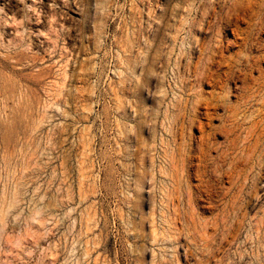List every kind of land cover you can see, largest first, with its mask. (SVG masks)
Instances as JSON below:
<instances>
[{
	"label": "rangeland",
	"instance_id": "374dc122",
	"mask_svg": "<svg viewBox=\"0 0 264 264\" xmlns=\"http://www.w3.org/2000/svg\"><path fill=\"white\" fill-rule=\"evenodd\" d=\"M0 51V264H264V0H0Z\"/></svg>",
	"mask_w": 264,
	"mask_h": 264
},
{
	"label": "bare ground",
	"instance_id": "6f19581e",
	"mask_svg": "<svg viewBox=\"0 0 264 264\" xmlns=\"http://www.w3.org/2000/svg\"><path fill=\"white\" fill-rule=\"evenodd\" d=\"M35 14V13H34ZM39 15V14H38ZM25 18H27V17H25ZM17 21V20H16ZM45 21V20H44ZM22 22H23V20H22ZM39 22V21H38ZM41 22V21H40ZM52 22V21H51ZM36 23V22H35ZM54 23V22H53ZM37 24V23H36ZM14 26H15V24H14ZM26 26V25H25ZM60 26V25H59ZM22 27V26H21ZM50 27V26H49ZM52 29H53V27H52ZM51 29V30H52ZM53 31V30H52ZM51 31V32H52ZM57 31V30H56ZM33 32V31H32ZM50 32V33H51ZM22 33H23V31H22ZM16 34V33H15ZM54 34V33H53ZM58 34V33H57ZM10 35H11V33H10ZM19 35V34H18ZM18 35H16V36H18ZM23 35V34H22ZM31 34H29L28 36H30ZM25 36V35H24ZM31 37V36H30ZM21 38H23V36L21 37ZM20 38V39H21ZM50 38V37H49ZM48 38V39H49ZM34 39V38H33ZM37 39V38H36ZM24 40V39H23ZM30 40V39H29ZM51 39H49V41H50ZM53 40V39H52ZM57 41H58V39H57ZM11 42V41H10ZM47 42H48V40H47ZM52 42V41H51ZM54 42H56L55 40H54ZM41 43V42H40ZM24 45V44H23ZM28 45V44H27ZM55 45H57V44H55ZM18 47H19V45H18ZM51 47V46H50ZM54 47V46H53ZM14 48H15V46H14ZM17 48V47H16ZM15 48V49H16ZM6 49H7V47H6ZM9 49V48H8ZM9 51V50H8ZM1 52V51H0ZM12 52V51H11ZM10 52V53H11ZM3 53V52H2ZM14 53V52H13ZM4 54H5V52H4ZM50 57V56H49ZM1 58V57H0ZM53 58V57H52ZM2 59V58H1ZM11 60V59H10ZM57 60V59H56ZM32 62V61H31ZM30 62V63H31ZM2 63V62H1ZM32 65V64H31ZM5 67L3 66V69H4ZM23 68V67H22ZM25 68V67H24ZM23 68V69H24ZM197 68V67H196ZM2 69V70H3ZM39 70V69H38ZM194 70V69H193ZM194 72H195V70H194ZM17 76V75H16ZM23 77V76H22ZM28 80V79H27ZM1 82V81H0ZM23 82V81H22ZM2 85V84H1ZM24 86V85H23ZM22 86V87H23ZM21 87V86H20ZM19 87V88H20ZM4 88V87H3ZM25 89H26V87H25ZM24 89V90H25ZM2 91V90H1ZM5 91V90H4ZM1 93V92H0ZM250 96V95H249ZM263 98H264V96H263ZM246 98H244V100H245ZM249 100V99H248ZM264 101V100H263ZM5 104V103H4ZM232 105V104H231ZM186 106V105H185ZM229 108H231L230 106H229ZM227 109V108H226ZM239 110V109H238ZM237 110V111H238ZM233 110H231L230 112H232ZM229 112V111H228ZM235 112V111H234ZM229 115H230V113H229ZM235 115V114H234ZM238 115V114H237ZM247 118H245V120H246ZM248 120V119H247ZM246 120V121H247ZM254 120V119H253ZM233 122V121H232ZM236 122V121H235ZM257 122H259V121H257ZM245 123V122H244ZM233 124H235V123H233ZM238 124L236 123V126H237ZM246 124H244V125H242V126H245ZM249 125V124H248ZM247 125V126H248ZM231 128H234V126L233 127H231ZM236 128V127H235ZM234 128V129H235ZM245 129H247V128H245ZM230 130H228V132H229ZM246 132L248 133V130H246ZM260 132V131H259ZM203 133H204V131H203ZM227 133V132H226ZM232 134V133H231ZM236 134H239L238 132H236ZM236 134H234V135H236ZM248 134H251V133H248ZM253 134V133H252ZM260 134V133H259ZM262 134V133H261ZM244 135H245V133H244ZM244 135H242V136H244ZM247 135V134H246ZM233 136V135H232ZM231 136V137H232ZM206 137V136H205ZM235 137V136H234ZM247 137V136H246ZM251 137V136H250ZM225 138H226V136H225ZM244 138H245V136H244ZM254 138H255V136H254ZM260 138V137H259ZM175 140V139H174ZM229 140V139H228ZM227 140V141H228ZM233 140V139H232ZM257 140V139H256ZM179 142V141H178ZM241 142V141H240ZM239 142V143H240ZM231 143H232V141H231ZM238 143V144H239ZM255 143V142H254ZM173 144H175V142L173 143ZM178 144H180V143H178ZM204 144V143H203ZM206 144V143H205ZM226 144H227V142H226ZM202 145V144H201ZM183 146V145H182ZM253 146V145H252ZM255 146V145H254ZM203 147V146H202ZM206 148H207V146H206ZM241 148V147H240ZM248 148L249 149H251V148H253V147H249L248 146ZM247 149V148H246ZM246 149H244V150H246ZM173 150V149H172ZM206 150V149H205ZM178 151V150H177ZM177 151H176V153H177ZM210 151V150H209ZM201 152V151H200ZM202 152H204V150L202 151ZM226 152V151H225ZM229 152V151H228ZM246 152H247V150H246ZM246 152H245V154H246ZM250 152V151H249ZM207 153V152H206ZM206 153H205V155H206ZM210 153V152H209ZM227 153V152H226ZM211 154V153H210ZM209 154V155H210ZM220 154V153H219ZM231 154V153H230ZM230 154H228V155H230ZM240 154H242V151H241V153ZM202 155H204V154H202ZM215 155V154H214ZM218 155V154H217ZM224 155V154H223ZM227 155V156H228ZM248 154H246L245 156H247ZM177 156V155H176ZM184 156V155H183ZM199 156H200V153H199ZM224 156H226V155H224ZM201 157V156H200ZM212 157V156H211ZM218 157H220V156H218ZM206 157H204L203 158V160L205 159ZM208 158H209V156H208ZM208 158H206V159H208ZM224 158H226V157H224ZM242 158V157H241ZM177 159V158H176ZM197 159H198V157H197ZM199 159H201L202 160V158H199ZM215 159V158H214ZM218 160V159H217ZM223 160V159H222ZM198 161V160H197ZM220 160H218L217 162H219ZM217 162H215V163H217ZM224 162V161H223ZM223 162H221V163H223ZM198 163V162H197ZM203 163V162H202ZM202 163L200 164V165H202ZM205 163H206V161H205ZM220 163V162H219ZM218 163V164H219ZM236 163V162H235ZM186 165V164H185ZM205 165V164H204ZM198 166V165H197ZM207 166V165H206ZM233 166V165H232ZM239 166V165H238ZM186 167V166H185ZM200 167V166H199ZM202 167H203V165H202ZM235 167H237V166H235ZM241 167V166H240ZM240 167L238 168V169H240ZM171 169H170V172H167V173H169V179H170V183H171V188L170 189H168V190H170V192L168 193V199L167 200H169V202H170V204L172 205L171 207H172V210H170V211H172L171 212V218H168L166 215H164V217H165V219H164V221L167 223V226L168 227H170V228H172V229H174V230H176V231H180V229L182 228V226H180L179 224H181V222H180V219L182 218V214H184L185 215V210L182 212L181 210H180V208H179V205H180V203H185V204H188V202L190 201V199H191V196H190V193H189V191L188 190H185L184 189V187H183V185H182V179H181V174H179V169H178V167H177V165L176 164H171V167H170ZM184 168V167H183ZM198 168V167H197ZM205 168V167H204ZM232 168V167H231ZM185 169V168H184ZM202 170V169H201ZM204 170V169H203ZM207 170H209V169H207ZM237 170V169H236ZM181 171V170H180ZM187 171V170H186ZM185 171V172H186ZM199 172H200V169L198 170ZM206 170H204V172H205ZM240 171V170H239ZM234 172V171H233ZM202 173V172H201ZM209 173V172H208ZM195 174H196V172H195ZM199 174V173H198ZM203 174V173H202ZM206 174H207V172H206ZM187 175V174H186ZM208 175V174H207ZM206 175V176H207ZM187 176H189V175H187ZM195 176V175H194ZM206 176H204V177H206ZM209 176H210V174H209ZM197 177V176H196ZM204 177H200V178H204ZM208 178V177H207ZM184 179H185V177H184ZM188 179V178H187ZM186 179V180H187ZM211 179V178H210ZM231 179V178H230ZM234 179V178H233ZM188 180H190V179H188ZM204 180V179H203ZM206 180H208V179H206ZM225 180V179H224ZM223 180V181H224ZM232 180V179H231ZM231 180H230V182H231ZM240 180V179H239ZM238 180V181H239ZM168 181V180H167ZM201 181V180H200ZM205 181V180H204ZM227 181V180H226ZM237 181V182H238ZM186 182V181H185ZM199 182V181H198ZM190 183V182H189ZM239 183V182H238ZM191 185V184H190ZM193 185H194V183H193ZM196 185V184H195ZM194 185V186H195ZM206 185V184H205ZM213 185V184H212ZM197 186V185H196ZM209 186H210V183H209ZM227 186V185H226ZM165 187V186H164ZM230 187H231V185H230ZM243 187V186H242ZM166 188V187H165ZM196 188V187H195ZM209 188H211V186L209 187ZM192 189V188H191ZM194 189V188H193ZM212 189V188H211ZM227 189V188H226ZM199 190H201V189H199ZM205 190V189H204ZM162 191V190H161ZM224 191H226V190H224ZM194 192V191H193ZM206 192V191H205ZM231 192H233V190L231 191ZM230 192V193H231ZM237 192V191H236ZM225 193V192H224ZM240 193V192H239ZM212 194V193H211ZM167 195V194H166ZM166 195H165V197H166ZM224 195V194H223ZM230 195V194H229ZM217 197V196H216ZM232 197V196H231ZM223 199V198H222ZM197 200V199H196ZM221 200V199H220ZM225 200V199H224ZM195 202V201H194ZM236 202V201H235ZM196 203V202H195ZM192 204H194L193 202H192ZM228 205V204H227ZM236 205V204H235ZM238 205V204H237ZM236 205V206H237ZM169 206V205H168ZM195 206V205H194ZM198 206V205H197ZM231 206H233V205H231ZM166 207V206H165ZM192 207V206H191ZM190 207V208H191ZM170 207H168V209H169ZM190 208H189V210H190ZM227 208V207H226ZM230 208V210H231V207H229ZM198 208L196 207V210H197ZM220 209V208H219ZM222 209V208H221ZM238 209V208H237ZM192 210V209H191ZM195 210V209H194ZM230 210H228V211H230ZM234 210H235V208H234ZM239 210V209H238ZM241 210V209H240ZM169 211V210H168ZM218 211V210H217ZM236 211V210H235ZM198 212V211H197ZM223 212V211H222ZM239 212V211H238ZM237 211L235 212V213H238ZM241 212V211H240ZM161 213V212H160ZM214 213V212H213ZM216 214H217V212H215ZM221 213V212H220ZM169 214V213H168ZM228 213H226V215H227ZM242 214V213H241ZM243 214H246V213H243ZM223 215H225V214H223ZM152 216V215H151ZM170 216V215H169ZM194 216V215H193ZM212 216V215H211ZM221 216H222V214H221ZM221 216H219V217H221ZM238 216V215H237ZM201 217V216H200ZM213 217H214V215H213ZM225 217V216H224ZM222 218V220L223 219H225V218ZM243 217V216H242ZM247 217V216H246ZM249 217V216H248ZM152 218V217H151ZM196 218H198V217H196ZM210 218V217H209ZM208 218V219H209ZM235 218V216L234 217H232L231 218V220L232 219H234ZM238 218V217H237ZM200 219V218H199ZM201 219H203V218H201ZM208 219H206V220H208ZM215 219V218H214ZM243 219V218H242ZM244 219H245V217H244ZM193 220V219H192ZM221 220V221H222ZM240 220H241V218H240ZM246 220V219H245ZM194 221V220H193ZM220 221V220H219ZM187 222V224H188V222H189V220L187 219V220H185V222L184 223H186ZM204 222V221H203ZM209 222V221H208ZM211 222V221H210ZM217 222V221H216ZM261 222V221H260ZM259 222V223H260ZM157 223H159V222H157ZM236 223H238V222H236ZM236 223H233V224H236ZM207 224V223H206ZM216 224V223H215ZM252 224V223H251ZM240 225V224H239ZM213 226H214V224H213ZM212 226V227H213ZM228 226V225H227ZM234 226V225H233ZM237 226H238V224H237ZM236 226V227H237ZM263 227V226H262ZM204 229H206V228H204ZM210 229H212V228H210ZM209 229V230H210ZM254 229V228H253ZM220 230V229H219ZM225 231V230H224ZM224 231H222V232H224ZM186 232V231H185ZM226 232V231H225ZM230 232V231H229ZM228 232V233H229ZM183 233V232H182ZM220 233V232H219ZM172 234V233H171ZM209 234V233H208ZM225 234V233H224ZM232 234L234 235V233L232 232ZM176 235H178V234H176ZM232 235V236H233ZM154 236H156V235H154ZM229 236H230V233H229ZM178 237V236H177ZM187 237V236H186ZM157 238V237H156ZM180 238V237H179ZM224 238H226L225 236H224ZM153 239V238H152ZM187 239V238H186ZM189 239V238H188ZM154 240V239H153ZM198 240V239H197ZM228 240V239H227ZM161 241V240H160ZM159 241V242H160ZM155 242V241H154ZM182 243V242H181ZM187 243V242H186ZM188 244V243H187ZM161 245V244H160ZM179 246H180V243H179ZM182 246V245H181ZM210 246V245H209ZM165 247V246H164ZM167 248H169L168 246H167ZM173 248H174V246H173ZM171 249V250H174V249ZM176 248V247H175ZM186 248V247H185ZM168 250V249H167ZM154 251V250H153ZM186 251V250H185ZM191 251V250H190ZM183 252V251H182ZM172 253H174L175 254V252H172ZM184 253V252H183ZM167 254V253H166ZM165 254V255H166ZM187 254V253H186ZM188 254H189V252H188ZM191 254V253H190ZM189 254V255H190ZM159 255V254H158ZM184 256V255H183Z\"/></svg>",
	"mask_w": 264,
	"mask_h": 264
}]
</instances>
